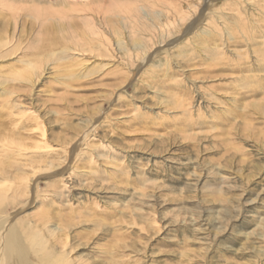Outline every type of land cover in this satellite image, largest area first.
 I'll list each match as a JSON object with an SVG mask.
<instances>
[{
    "label": "rangeland",
    "instance_id": "1",
    "mask_svg": "<svg viewBox=\"0 0 264 264\" xmlns=\"http://www.w3.org/2000/svg\"><path fill=\"white\" fill-rule=\"evenodd\" d=\"M1 39L0 143L34 116L68 162L63 199L39 173L15 220L51 217L81 260L264 264V0H0Z\"/></svg>",
    "mask_w": 264,
    "mask_h": 264
},
{
    "label": "bare ground",
    "instance_id": "2",
    "mask_svg": "<svg viewBox=\"0 0 264 264\" xmlns=\"http://www.w3.org/2000/svg\"><path fill=\"white\" fill-rule=\"evenodd\" d=\"M200 33V36L204 38L210 34L208 28L202 29ZM195 37L196 36H194V38ZM86 43L88 44L90 42L86 41ZM104 43L105 45H102L101 43L95 44L94 48L96 49L97 54L104 57L114 56L116 58V55H114L113 53V46L108 42ZM120 43L118 44V46L120 45ZM10 46L11 41L1 39L0 54L7 50V48ZM59 48L60 52L57 49L59 53H52L55 57L54 63H58L60 60H64L66 58L74 59L77 54L79 56L82 55L85 51H89L84 47V44L80 43L79 41H71L69 46L66 44H62ZM137 49L141 53L143 52V47H139ZM215 49L213 48V50ZM124 52L125 54L129 53L128 50H125ZM208 52L210 53L211 51ZM260 53L264 56V50ZM5 55L6 54L3 53L1 57H4ZM130 56L131 55L129 54V57ZM262 70L259 69V71ZM41 74L42 72H40V75ZM19 112H23V114H25L24 111ZM19 118L22 117H20L19 115ZM37 119L38 121H41L39 120L38 116ZM35 120L36 118L34 116H28L26 119L18 123L19 129H21V131H25L24 135H21L19 133V135L14 136L13 141L6 140L7 142H5V139H3L2 143H0V264H127L128 261L124 260V257L123 260L119 259L122 258L120 254L112 257L109 256L110 258H108L107 260L103 258L105 262L102 261L103 259H100L102 262L97 260L98 258H96L95 260L76 259L74 256L71 255L73 245L70 244V241L68 242V237L56 235L54 228H51L50 226L48 227L46 225L47 222L51 219V217H47L45 220H43V222H40V224L43 223L42 225H40L42 227L38 225H36V227H33L32 220L29 219L28 215L22 213L19 214V218L15 220L17 213L22 210V207L28 199V195L26 194L28 193V181H30L32 177L37 176L39 173H42L44 171H53L54 169L60 170L58 172L60 175L57 176V179L49 182V184L54 187L51 193L52 201H55L56 198L63 199L65 191L68 192V185L66 182L67 176H64V174L60 173L62 172V170L65 169V167L68 168V162H66L65 157L60 156V149H51V145H49V142L46 141L48 140V138L44 128L37 126L29 127L28 124H31L32 122H35V124L37 125ZM33 128L37 131L36 133L39 135L38 136L36 134L37 137H39V140L36 142L33 141V138L35 137L33 135V132L35 131L33 130ZM22 139L30 140V142L28 144H22L21 147L19 143ZM79 142L80 141H76V144L73 146V150L76 153H79L76 151V149H78L79 147ZM67 173L69 174V172ZM19 204L20 206L19 208H17ZM8 206L14 207V212L7 213ZM65 213L66 215L70 214L67 212ZM141 230L146 229L142 226ZM126 254L123 253L121 255L123 256ZM126 259L128 258L126 257Z\"/></svg>",
    "mask_w": 264,
    "mask_h": 264
}]
</instances>
